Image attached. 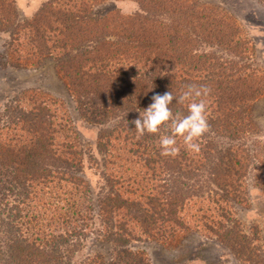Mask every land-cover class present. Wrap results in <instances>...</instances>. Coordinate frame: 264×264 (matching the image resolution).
Here are the masks:
<instances>
[{"label": "trees", "instance_id": "obj_1", "mask_svg": "<svg viewBox=\"0 0 264 264\" xmlns=\"http://www.w3.org/2000/svg\"><path fill=\"white\" fill-rule=\"evenodd\" d=\"M101 1L48 0L19 20L14 0H0L10 55L0 53V68L54 59L79 114L99 128L93 158L105 182L95 204L84 173L88 153L61 98L35 86L7 95L0 104V264H106L98 252L72 260L95 217L98 236L113 247L111 264H151L130 247L133 240L170 241L188 230L215 237L239 264H264V246L236 212L248 205L252 167L257 183L264 180V142H246L255 133L251 105L264 96L250 38L221 6L201 0H134L133 13L97 14ZM190 84L210 89L203 97L208 131L198 152L177 137L178 155L163 156L160 139L171 134V121L143 136L133 121L155 94L178 98ZM169 107L173 119L187 115V102Z\"/></svg>", "mask_w": 264, "mask_h": 264}, {"label": "rangeland", "instance_id": "obj_2", "mask_svg": "<svg viewBox=\"0 0 264 264\" xmlns=\"http://www.w3.org/2000/svg\"><path fill=\"white\" fill-rule=\"evenodd\" d=\"M46 1L48 0H14L19 20L31 18ZM201 1L221 6L243 27L252 43L253 58L256 64L264 68V3L261 0H243L246 6L242 9L240 0ZM236 4L237 8H233ZM94 9L97 14H105L113 10L121 14H129L138 9V3L134 0H102L95 5ZM239 12L240 15L235 14ZM7 40H9V34L0 31V53H5L6 58L10 59L9 52L5 49ZM31 86L42 88L47 93L63 100L68 114L81 134L78 140L88 153L84 173L91 186L93 202L96 204L97 195H100L105 187L101 163L98 159H94L98 155L95 141L99 128L88 123L79 114L67 82L55 70L54 59L49 58L43 66L0 68V104L7 100V95L9 98L19 89ZM2 108L0 105V109ZM251 112L256 115L255 133L249 136L246 142L249 143L254 138H259L264 142V96L252 103ZM254 172L255 169L252 167L247 184L248 205L238 207L236 212L245 230L255 236L257 242L264 246V180L257 183ZM93 228L94 231L83 241L80 248L71 254L72 260L78 263L86 256H93L98 252L106 264H111L113 247L102 239L103 236H98L96 230H101L102 224L97 217H95ZM130 247L143 250L151 264H239V260L228 247L215 237H209L201 231H183L170 241L152 238L133 240Z\"/></svg>", "mask_w": 264, "mask_h": 264}, {"label": "clouds", "instance_id": "obj_3", "mask_svg": "<svg viewBox=\"0 0 264 264\" xmlns=\"http://www.w3.org/2000/svg\"><path fill=\"white\" fill-rule=\"evenodd\" d=\"M210 89L204 85L190 84L177 98L172 92L155 94L152 103L135 119V129L140 136L145 133L157 134L161 127L171 121V134L160 139L161 155L175 157L178 155L177 137L182 138L187 150L199 151L197 141L208 131L206 97ZM176 99L178 103L187 102V115L173 119V112L169 105Z\"/></svg>", "mask_w": 264, "mask_h": 264}]
</instances>
